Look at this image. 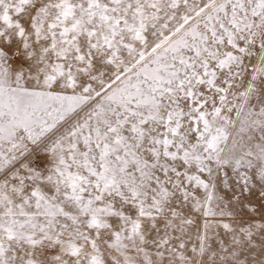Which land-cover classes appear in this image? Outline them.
<instances>
[{"label":"snow or ice","instance_id":"6c2138e0","mask_svg":"<svg viewBox=\"0 0 264 264\" xmlns=\"http://www.w3.org/2000/svg\"><path fill=\"white\" fill-rule=\"evenodd\" d=\"M0 264H264V0H0Z\"/></svg>","mask_w":264,"mask_h":264}]
</instances>
